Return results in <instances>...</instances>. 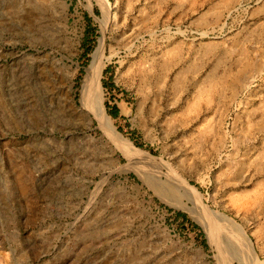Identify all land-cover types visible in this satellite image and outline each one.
<instances>
[{"label":"rangeland","instance_id":"1","mask_svg":"<svg viewBox=\"0 0 264 264\" xmlns=\"http://www.w3.org/2000/svg\"><path fill=\"white\" fill-rule=\"evenodd\" d=\"M0 264H264V0H0Z\"/></svg>","mask_w":264,"mask_h":264},{"label":"bare ground","instance_id":"2","mask_svg":"<svg viewBox=\"0 0 264 264\" xmlns=\"http://www.w3.org/2000/svg\"><path fill=\"white\" fill-rule=\"evenodd\" d=\"M102 50L103 44L102 41L99 40L96 49L91 55V61L88 67L86 68V73L81 87V101L84 106L88 107L90 110L93 111V114L96 116L101 127L119 143H123L124 141L122 147H124V149L129 151L130 153H133V146L125 140L121 141L120 135L113 128V125L108 115L104 112L101 106L99 76L101 73L103 59Z\"/></svg>","mask_w":264,"mask_h":264},{"label":"trees","instance_id":"3","mask_svg":"<svg viewBox=\"0 0 264 264\" xmlns=\"http://www.w3.org/2000/svg\"><path fill=\"white\" fill-rule=\"evenodd\" d=\"M109 114L112 116V117H115L116 114H117V109L116 107H112L111 108V111L109 112ZM179 216H182V217H185L184 214H181V213H178Z\"/></svg>","mask_w":264,"mask_h":264}]
</instances>
